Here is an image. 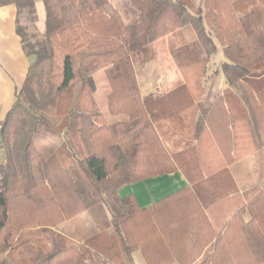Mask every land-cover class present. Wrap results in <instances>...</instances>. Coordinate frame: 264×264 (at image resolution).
Listing matches in <instances>:
<instances>
[{"label": "trees", "instance_id": "1", "mask_svg": "<svg viewBox=\"0 0 264 264\" xmlns=\"http://www.w3.org/2000/svg\"><path fill=\"white\" fill-rule=\"evenodd\" d=\"M37 1L0 0L17 6L32 58L0 119V264H136V251L146 264H264V181L241 192L229 169L264 147V0H122L132 21L109 0H41L43 32ZM188 25L195 39L168 45L184 84L143 98L134 55L154 58L155 41ZM219 46L229 86L208 93ZM100 70L113 122L95 97ZM39 127L59 137L52 155ZM177 170L190 185L150 206L120 196ZM85 211L97 232L57 230Z\"/></svg>", "mask_w": 264, "mask_h": 264}, {"label": "crops", "instance_id": "2", "mask_svg": "<svg viewBox=\"0 0 264 264\" xmlns=\"http://www.w3.org/2000/svg\"><path fill=\"white\" fill-rule=\"evenodd\" d=\"M193 6H199L202 0H191ZM122 0H109L108 6L116 8L122 15L124 21H132V16H127ZM39 2H36L38 9ZM107 6V8H108ZM18 9L15 4H8L0 6V119L4 118L7 111L11 108L16 100L17 91L21 89L25 82L29 70V64L32 58L23 52L21 37L17 31V13ZM41 25H43L42 32L45 28L46 11L43 1H41ZM127 19V20H126ZM172 32L169 36L159 39L153 43L155 56L154 61H159L162 56L166 59L174 61L173 56L169 50V43L174 36L179 34L181 30ZM172 38V39H171ZM164 40V41H163ZM163 42V43H161ZM222 54L220 67H209V76L206 80V90L208 93L224 91L228 88V83L223 74L222 65L225 57ZM151 59V60H152ZM146 63V62H144ZM142 63V64H144ZM141 64V65H142ZM169 68L165 67L161 70L160 75L147 78V75L138 71L135 66L138 87L141 96L147 98L149 96H158L168 93L169 91L184 84V77L179 71L177 64L170 63ZM168 70V71H167ZM167 71V73H166ZM213 73V74H212ZM222 74L223 80L220 84H215V78ZM144 76V77H143ZM98 79L96 83L95 97L99 103L106 118L113 122L123 116H113L108 111V94L110 92V85L104 70L95 75ZM0 161L3 160V150H0ZM229 169L235 179L237 187L242 192L248 188L258 185L264 181V147L260 148L251 155L233 162L229 165ZM190 185L189 180L181 170L173 173L154 176L146 178L141 181H136L126 184L119 189L120 196L133 195L141 207H147L151 204L163 199L164 197ZM57 230L70 235L77 240L83 241L99 229L92 219L91 213L85 211L75 218L68 220L57 227ZM136 264H146L140 251L133 254Z\"/></svg>", "mask_w": 264, "mask_h": 264}, {"label": "rangeland", "instance_id": "3", "mask_svg": "<svg viewBox=\"0 0 264 264\" xmlns=\"http://www.w3.org/2000/svg\"><path fill=\"white\" fill-rule=\"evenodd\" d=\"M38 2H39V5H38V9L36 11L38 18H37V24L36 25H37V29H38L37 31L42 32L43 25H41V12H40L41 11V0H38ZM110 6H108V10H109ZM193 31L194 30L191 27V25H188V26H185V28L183 30H181L179 32V34L175 35L174 37H176L177 41L182 40L181 38H183L185 40L184 42H192L195 39V32H193ZM169 35H167V36H169ZM167 36H165V37H167ZM161 43H163V42H161ZM222 54H223V52L221 50V47L219 46V48L217 49L215 54L212 56L210 66L212 65V67L213 66L214 67H216V66L220 67V61H221L220 56H222ZM152 55H153L152 50H151V48H149V50H147L146 52H143V51L139 52L138 51L134 55V58H133L134 59L133 61L135 62L138 71H143L142 73L147 75V78L154 77L156 75L157 76L160 75L161 70H165L163 68H165V67L169 68V65H171L170 63H174V61L171 62V59H169V58L166 59L165 56H162L161 59H159V61H154L151 58ZM144 61L146 63H144ZM142 63H144V64H142ZM100 71H102V70H100ZM100 71H97L94 74L95 83H97V81H98V79L95 78V75L98 74ZM167 71H166V73H167ZM223 79L224 78H223L222 74L220 76H217L215 78V81H216L215 84H220V82ZM58 138L59 137L57 135H54L47 130H44L43 127H39V129L35 135V139L37 142L36 144L39 146V149L47 156L50 154L52 155L53 151L57 147L58 144L56 142H57Z\"/></svg>", "mask_w": 264, "mask_h": 264}]
</instances>
